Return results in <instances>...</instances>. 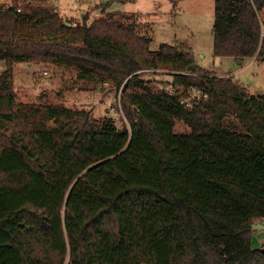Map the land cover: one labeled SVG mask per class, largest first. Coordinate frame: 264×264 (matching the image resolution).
I'll return each instance as SVG.
<instances>
[{
  "label": "trees",
  "instance_id": "16d2710c",
  "mask_svg": "<svg viewBox=\"0 0 264 264\" xmlns=\"http://www.w3.org/2000/svg\"><path fill=\"white\" fill-rule=\"evenodd\" d=\"M102 13L0 5V264H264V94L205 70L186 42L153 50L136 15ZM263 27L264 0H215L214 57L263 59ZM18 63L121 90L123 129L45 104L22 122ZM160 69L171 81L145 77Z\"/></svg>",
  "mask_w": 264,
  "mask_h": 264
},
{
  "label": "rangeland",
  "instance_id": "374dc122",
  "mask_svg": "<svg viewBox=\"0 0 264 264\" xmlns=\"http://www.w3.org/2000/svg\"><path fill=\"white\" fill-rule=\"evenodd\" d=\"M53 2L52 4L57 6L67 21H80L86 14L89 15L90 21L98 19L103 16L104 7L107 13L139 16L151 26L153 50L158 49L163 43H189L194 49L197 64L205 70L215 71L218 75L224 76L230 75L228 73L234 74L244 67L238 82L249 91L264 92V63L255 62L247 65L250 61H246L245 65L241 66L232 58L214 57L212 27L215 0H81L80 2L54 0ZM10 4L11 0H0V5ZM140 23L145 27L142 20ZM77 74L74 68L62 65L18 63L15 67L14 84L18 103L17 112L21 115V121L27 119L23 113L26 108L45 104L89 111L94 120L101 122L112 119L119 129H123L121 90L116 92L108 84L97 90L85 89L78 80ZM145 75L147 79L156 78L159 82L171 81L172 78L168 72L161 69L156 72H146ZM177 131H186V126L180 123ZM253 247H264V231L255 232Z\"/></svg>",
  "mask_w": 264,
  "mask_h": 264
},
{
  "label": "crops",
  "instance_id": "0c3cea01",
  "mask_svg": "<svg viewBox=\"0 0 264 264\" xmlns=\"http://www.w3.org/2000/svg\"><path fill=\"white\" fill-rule=\"evenodd\" d=\"M51 1V3H54L53 1L54 0H50ZM68 12V11H67ZM176 14V13H175ZM137 18H138V20H139V22L142 20L143 21V23L145 24V26L147 27L146 29L149 31V29L151 28V26H150V24L146 21V20H144V19H142V18H140L139 16H136ZM264 30V27L262 28V31ZM213 36V35H212ZM189 44V43H188ZM190 45V44H189ZM191 46V45H190ZM191 48H192V50H193V54L195 55V52H194V49H193V47L191 46ZM250 62H248V64L247 65H251L252 63H255V62H258V63H264V58L263 59H261V60H257L256 58H253V59H251V60H249ZM236 63L238 64V61H236ZM239 65V64H238ZM243 65H245V63L243 64H241V66H243ZM244 70V67H242V68H240L239 70H237V71H235L234 72V74H232V73H228V74H230L231 76H233L234 78H235V76H237L238 78L236 79L237 81L238 80H240L239 79V75L241 74V72ZM215 72V71H214ZM217 74V73H216ZM245 89H246V91L248 92V94L250 95V96H255V97H257V96H261V95H263L264 94V92H253V91H249L245 86H243Z\"/></svg>",
  "mask_w": 264,
  "mask_h": 264
},
{
  "label": "built area",
  "instance_id": "2783aa9c",
  "mask_svg": "<svg viewBox=\"0 0 264 264\" xmlns=\"http://www.w3.org/2000/svg\"><path fill=\"white\" fill-rule=\"evenodd\" d=\"M73 1H77V2H80L81 0H73ZM262 38H264V30L262 31ZM150 71H153V70H146V72H150ZM45 74H47V73H45ZM238 77L237 76H235V79H237ZM166 85V86H165ZM161 89H163L164 91H166L167 93H169V94H173L174 93V87H173V85L172 84H164V85H162L161 86ZM201 93V91L200 90H196L195 91V95L196 94H200ZM193 96V95H192ZM192 98V97H191ZM191 98H188V99H185V100H182L181 101V104L183 105V106H185V108H187V109H190L191 107H192V105H191Z\"/></svg>",
  "mask_w": 264,
  "mask_h": 264
},
{
  "label": "water",
  "instance_id": "95a60500",
  "mask_svg": "<svg viewBox=\"0 0 264 264\" xmlns=\"http://www.w3.org/2000/svg\"><path fill=\"white\" fill-rule=\"evenodd\" d=\"M238 64L241 65L242 62L238 61ZM253 230L255 232L264 231V220H262V221L258 222L257 224L253 225Z\"/></svg>",
  "mask_w": 264,
  "mask_h": 264
}]
</instances>
